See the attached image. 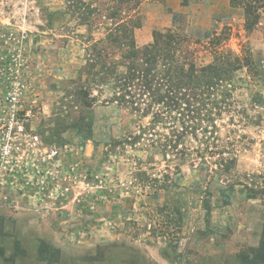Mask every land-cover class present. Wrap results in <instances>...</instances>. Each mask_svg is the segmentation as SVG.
<instances>
[{"label":"rangeland","instance_id":"obj_1","mask_svg":"<svg viewBox=\"0 0 264 264\" xmlns=\"http://www.w3.org/2000/svg\"><path fill=\"white\" fill-rule=\"evenodd\" d=\"M69 1L0 0V96L22 82L28 125L74 167L56 198L0 184V264H241L264 240L262 2L247 19L232 0H95L88 25ZM119 22L139 47L176 29L199 66H244L191 110L127 102Z\"/></svg>","mask_w":264,"mask_h":264},{"label":"trees","instance_id":"obj_2","mask_svg":"<svg viewBox=\"0 0 264 264\" xmlns=\"http://www.w3.org/2000/svg\"><path fill=\"white\" fill-rule=\"evenodd\" d=\"M94 1H69L73 15L83 24H91L102 11L94 4ZM113 1H118L120 5L118 8L121 9L126 0ZM141 1L129 0L131 9L138 7ZM253 1L232 0V5L243 6L247 19H250ZM259 1L264 6V0ZM117 12L115 10L109 17H116ZM180 17V14H175V24L180 21ZM114 29L118 35L116 34L117 36L112 40L117 42L120 48H125L124 53L126 51L123 54L125 60L121 63L125 70L119 72V81L122 87L120 97L124 100L127 99V102L135 103L137 95L148 94L153 102L176 109L184 106L191 110V105L199 103L198 97L206 95V98H209L216 91H222L221 84L228 82L233 73L244 66L242 58L233 56L231 51H217V55L210 63L199 66L194 60V51L190 50L192 42L189 37L176 29L156 32L154 40L142 47H139L131 38V35L128 34L129 29L124 24L119 22ZM129 38H131L130 41ZM127 96L129 98H126ZM192 100L194 103L191 102ZM209 103V101L203 102L206 105ZM214 103L216 107L220 108V104ZM254 250L248 254H240V263L264 264V240L259 248Z\"/></svg>","mask_w":264,"mask_h":264},{"label":"built area","instance_id":"obj_3","mask_svg":"<svg viewBox=\"0 0 264 264\" xmlns=\"http://www.w3.org/2000/svg\"><path fill=\"white\" fill-rule=\"evenodd\" d=\"M34 111L20 81L0 96V184L31 191L37 202L69 192L74 167L61 146L45 141L28 125Z\"/></svg>","mask_w":264,"mask_h":264}]
</instances>
